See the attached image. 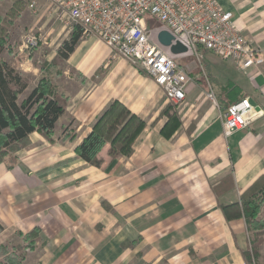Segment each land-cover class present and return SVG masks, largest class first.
<instances>
[{
	"label": "crops",
	"instance_id": "crops-1",
	"mask_svg": "<svg viewBox=\"0 0 264 264\" xmlns=\"http://www.w3.org/2000/svg\"><path fill=\"white\" fill-rule=\"evenodd\" d=\"M218 2L264 53V0ZM72 28L63 27L66 39ZM57 49L42 60L51 63ZM234 67L220 71L207 60L197 77L187 67L192 82L186 100L170 114H164L171 104L156 82L94 35H83L59 67L45 72L34 62L26 68L35 79L25 97L46 76L68 101L55 143L35 132L30 146L0 164V244L38 230L40 241L25 264H247L250 237L241 198L264 177V64ZM229 85L256 103L260 118L226 137L221 102ZM114 101L147 126L132 156L104 155L103 168L88 166L76 147ZM173 114L179 121L165 135ZM70 125L77 138L64 142ZM262 253L264 264V245Z\"/></svg>",
	"mask_w": 264,
	"mask_h": 264
},
{
	"label": "built area",
	"instance_id": "built-area-1",
	"mask_svg": "<svg viewBox=\"0 0 264 264\" xmlns=\"http://www.w3.org/2000/svg\"><path fill=\"white\" fill-rule=\"evenodd\" d=\"M16 1V0H15ZM37 13L45 7L64 27L79 26L83 35H94L131 65L142 69L163 90L168 103L183 104L187 86L192 82L170 49L152 38L148 18L163 26L176 41L197 56L211 52L241 70L259 69L264 53L253 47L218 0H18ZM157 32V35L160 31ZM34 32V31H32ZM35 33L26 36L22 52L39 44ZM175 41V42H176ZM175 42L173 44H175ZM178 57V56H177ZM207 97L216 104V96ZM226 137L251 127L260 118L250 100L231 105L221 116Z\"/></svg>",
	"mask_w": 264,
	"mask_h": 264
},
{
	"label": "trees",
	"instance_id": "trees-1",
	"mask_svg": "<svg viewBox=\"0 0 264 264\" xmlns=\"http://www.w3.org/2000/svg\"><path fill=\"white\" fill-rule=\"evenodd\" d=\"M20 1L13 8L22 6ZM21 10V7L18 8ZM12 33L0 23V164L9 156L30 146L31 134L37 132L51 143H55L54 130L57 122L65 114L67 97L57 94L52 79L42 77L25 98L21 96L27 91L30 79L23 72L15 69L3 59L2 53L7 51L14 54L10 47ZM83 38V30L74 26L68 39L64 40L57 49L51 63L42 61L39 68L48 71L59 67L75 52ZM226 102H221L222 110L244 100L241 90L235 85L225 88ZM173 106H168L164 114H170ZM173 114L169 123L163 129L166 133L169 124L178 123ZM146 123L138 115L131 112L119 101L112 102L97 119L92 131L76 147V157L88 166L103 168L105 156L115 159L120 156L130 157L134 153V144L138 136L146 128ZM76 129H63L62 140H76ZM264 204V177L258 179L241 198L243 216L246 220L250 247L243 252L247 264H261L264 245V218L260 217ZM4 228L0 225V233ZM21 243L12 245L10 241L0 244V264H25L27 255L34 250L40 241L39 231L27 235L18 234Z\"/></svg>",
	"mask_w": 264,
	"mask_h": 264
},
{
	"label": "rangeland",
	"instance_id": "rangeland-1",
	"mask_svg": "<svg viewBox=\"0 0 264 264\" xmlns=\"http://www.w3.org/2000/svg\"><path fill=\"white\" fill-rule=\"evenodd\" d=\"M17 1L18 0H0V23H2L7 30L9 29L11 31L10 47L14 49L13 55H9L8 52L5 51L2 53V57L7 60L12 67L22 72L28 67L32 69L34 62H38L40 66L43 61L42 59L47 56V50L57 49L60 43L67 38L68 30L62 31L64 24L55 21L46 11L45 7H41L37 13H34L30 10L28 5L23 2L22 6H18V8L21 7V10H18L17 7L13 8ZM21 2L22 1H20V3ZM148 25L149 29L152 31V38L155 40L157 32L162 30L163 26L151 18H148ZM31 33H35L38 38L40 37L39 44L36 47H31L29 50L22 52L20 47L23 40L26 36H30ZM34 50H38V52H32ZM28 60H30V62ZM207 60L215 64L219 70L231 71V67L235 68L231 62L223 60L205 50H200L197 56L188 53L176 57L177 63L187 72L189 71L187 67L194 70L193 73L195 77L201 75V68L206 66ZM25 72L33 75L32 72L24 71L23 73ZM206 75L210 77L208 73H206ZM29 79L31 84L35 76L33 75L32 78L29 76ZM24 95L25 93L21 97H25ZM171 105L177 107L173 104ZM8 241H10L12 245L21 243L18 234L13 237L11 236L6 242Z\"/></svg>",
	"mask_w": 264,
	"mask_h": 264
},
{
	"label": "water",
	"instance_id": "water-1",
	"mask_svg": "<svg viewBox=\"0 0 264 264\" xmlns=\"http://www.w3.org/2000/svg\"><path fill=\"white\" fill-rule=\"evenodd\" d=\"M157 39L162 46L169 48L171 54H173L176 57L188 54V48L185 47L181 42L176 41L175 37L166 30L160 31L157 35ZM174 42L175 44H173ZM250 103L252 104V106L256 107L255 102L250 100Z\"/></svg>",
	"mask_w": 264,
	"mask_h": 264
}]
</instances>
